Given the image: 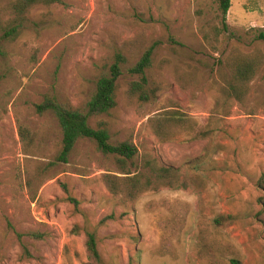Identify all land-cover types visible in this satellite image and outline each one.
<instances>
[{"label": "rangeland", "instance_id": "1", "mask_svg": "<svg viewBox=\"0 0 264 264\" xmlns=\"http://www.w3.org/2000/svg\"><path fill=\"white\" fill-rule=\"evenodd\" d=\"M21 1L0 0V36L22 24L0 40V264H88L85 231L97 234L103 264H206L201 229L243 264H264V0H230L227 31L209 43L202 31L218 22L217 0H59L17 16ZM149 48L155 98L129 97L137 77L125 72L115 107L89 124L105 122L113 145H134L130 172L148 160L179 181L126 200L105 186L117 161L94 142L79 140L67 164L55 162L60 128L35 106L52 95L84 108L116 53L126 70ZM243 57L256 72L240 82L233 64ZM170 107L198 127L161 143L146 123ZM171 207L185 221L169 234ZM166 235L171 253L160 256Z\"/></svg>", "mask_w": 264, "mask_h": 264}, {"label": "trees", "instance_id": "2", "mask_svg": "<svg viewBox=\"0 0 264 264\" xmlns=\"http://www.w3.org/2000/svg\"><path fill=\"white\" fill-rule=\"evenodd\" d=\"M37 2L45 4L59 3V0H22L13 5V11L17 16L24 13V8ZM230 0H217V24L210 23L209 27L202 31L203 40L210 42V38H218L222 31H227L226 16L230 9ZM22 27L21 23L10 26L3 30L1 39H14ZM258 40H264V34H260ZM172 43V42H171ZM238 64H233V74L240 82L249 78V75L256 72L253 59L241 58ZM126 59L122 53H116L107 72L99 75L94 83V92L91 98L85 103L84 108L73 106L68 100H60L52 95H46L42 102L35 106L36 113L43 115L51 114L58 123L61 131V149L58 152L55 162L67 164L68 158L79 140L88 139L95 143L97 149L103 154L115 157L118 167V175L108 174L103 176L107 189L115 196L128 200H134L137 195L157 189L159 187L177 188L179 175L173 168H164L156 162L146 160L142 164V173L135 175L129 170V162L136 155V149L130 141H124L117 145L110 142V135L105 122H97L96 128L90 126L89 121L108 114L116 105L117 82L126 72L137 80L127 84V95L133 97L139 103H148L155 98L159 87L151 76L153 65V48L143 52L139 60L130 68L124 70ZM198 127L195 122L184 114L178 107H170L155 113L148 118L146 128L161 143L189 131L190 133ZM264 182V175L260 179V185ZM72 201V200H71ZM169 217L163 221L165 233H171L172 229L183 226L185 218L172 207ZM225 220V219H224ZM217 226L224 221L221 218L215 220ZM174 233V232H173ZM206 229L198 233V257L206 264H243L238 258L236 251L229 244L220 243L211 239ZM33 238H39L33 236ZM41 238V237H40ZM84 250L88 264H103L98 250L97 234L93 231L84 233ZM171 253L169 235L164 236L162 244L157 250L160 256Z\"/></svg>", "mask_w": 264, "mask_h": 264}]
</instances>
